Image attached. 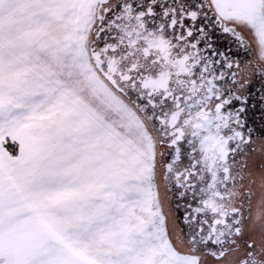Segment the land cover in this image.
<instances>
[{
    "label": "snow or ice",
    "instance_id": "1",
    "mask_svg": "<svg viewBox=\"0 0 264 264\" xmlns=\"http://www.w3.org/2000/svg\"><path fill=\"white\" fill-rule=\"evenodd\" d=\"M0 264H264V0H0Z\"/></svg>",
    "mask_w": 264,
    "mask_h": 264
}]
</instances>
